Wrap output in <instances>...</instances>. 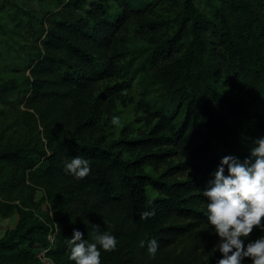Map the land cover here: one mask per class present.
Returning <instances> with one entry per match:
<instances>
[{"label": "trees", "instance_id": "16d2710c", "mask_svg": "<svg viewBox=\"0 0 264 264\" xmlns=\"http://www.w3.org/2000/svg\"><path fill=\"white\" fill-rule=\"evenodd\" d=\"M57 1L43 19L23 89L24 104L44 122L46 142L0 148V163L20 172L1 179V192L9 197L30 180L43 189L48 212L41 221L20 220L0 237V264H39L36 254L52 227L49 254L56 264H75L68 243L73 229L89 242L102 231L117 237L114 251L101 249V264H157L177 238L208 225L202 190L220 158L244 159L264 135V121L219 89L243 91L264 107V0H217L209 12L182 0L170 35L133 49L119 47L120 32L129 20L152 30L164 24L150 17L158 0ZM139 72L138 105L150 124L135 135L125 127L105 142L100 118ZM113 75L121 81L98 87ZM2 86V99L7 86L19 89L12 80ZM77 155L91 164L82 179L65 170ZM151 208L156 214L142 219ZM259 236L264 232L254 228L245 244ZM153 237L154 256L147 251Z\"/></svg>", "mask_w": 264, "mask_h": 264}, {"label": "rangeland", "instance_id": "374dc122", "mask_svg": "<svg viewBox=\"0 0 264 264\" xmlns=\"http://www.w3.org/2000/svg\"><path fill=\"white\" fill-rule=\"evenodd\" d=\"M150 1V0H147ZM217 0H195L196 5L204 12H209ZM57 0H0V92L5 89L4 83L12 80L19 89L11 90L0 98V148L11 145L45 144L44 122L36 109L24 104L23 89L29 76L28 65L34 57L35 45H39L40 33L46 27L43 20L46 14L57 10ZM182 0H158L150 17L164 24L152 30L141 27L134 20H129L118 42L121 49H133L148 44L151 38H164L175 28V16L180 11ZM114 7V5H112ZM139 72L129 89H122L114 94L113 104L104 111L100 118V133L105 142L116 138L123 128H128L131 135L148 127L150 120L138 101L143 98L142 80ZM113 75L98 82V87L121 81ZM219 89L228 96L241 99L249 113L264 121V107L243 91L229 89L219 85ZM154 91L150 97L154 96ZM118 116L119 122L113 123L112 117ZM164 165L159 166V169ZM19 175L14 167L0 163V181L10 174ZM155 173V171H153ZM187 173L178 175L185 177ZM27 186L21 185L6 197L0 190V237L6 235L22 219L28 222L41 221L46 218L48 205L43 199V189L35 186L30 180ZM153 195L155 191L149 189ZM29 213V214H28ZM181 222V221H180ZM218 237L211 231V226L200 224L194 230L176 239L160 254L157 264H179L180 258L186 264H212L222 254L213 250Z\"/></svg>", "mask_w": 264, "mask_h": 264}, {"label": "clouds", "instance_id": "9594fccd", "mask_svg": "<svg viewBox=\"0 0 264 264\" xmlns=\"http://www.w3.org/2000/svg\"><path fill=\"white\" fill-rule=\"evenodd\" d=\"M113 123L119 122L118 116L112 117ZM65 170L74 178L82 179L91 172L89 159L74 156L66 161ZM211 179L202 190L206 198L208 227L218 237L213 250L222 256L217 264H264V236L248 240L245 238L254 228L264 232V135L255 139V146L244 159L228 154L220 158ZM151 208L140 213L142 219L154 216ZM98 227V225H96ZM84 234L73 229L68 238L69 259L75 264H101V249L114 251L118 246L117 237L108 232H98L94 242L83 238ZM145 241H140L144 247ZM159 247L156 238L147 241V251L155 255Z\"/></svg>", "mask_w": 264, "mask_h": 264}, {"label": "built area", "instance_id": "2783aa9c", "mask_svg": "<svg viewBox=\"0 0 264 264\" xmlns=\"http://www.w3.org/2000/svg\"><path fill=\"white\" fill-rule=\"evenodd\" d=\"M55 231V227L54 229L53 227L50 229L46 235L47 245L40 248L36 254L39 264H56L52 256L49 254L55 243Z\"/></svg>", "mask_w": 264, "mask_h": 264}]
</instances>
